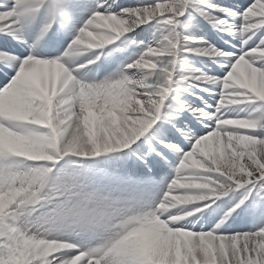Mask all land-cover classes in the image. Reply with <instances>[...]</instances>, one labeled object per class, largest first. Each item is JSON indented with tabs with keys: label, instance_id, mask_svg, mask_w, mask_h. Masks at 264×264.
I'll use <instances>...</instances> for the list:
<instances>
[{
	"label": "snow or ice",
	"instance_id": "1",
	"mask_svg": "<svg viewBox=\"0 0 264 264\" xmlns=\"http://www.w3.org/2000/svg\"><path fill=\"white\" fill-rule=\"evenodd\" d=\"M0 264H264V0H0Z\"/></svg>",
	"mask_w": 264,
	"mask_h": 264
}]
</instances>
